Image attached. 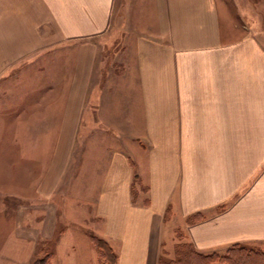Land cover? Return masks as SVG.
<instances>
[{"label":"crops","instance_id":"0c3cea01","mask_svg":"<svg viewBox=\"0 0 264 264\" xmlns=\"http://www.w3.org/2000/svg\"><path fill=\"white\" fill-rule=\"evenodd\" d=\"M0 194L48 264L264 255V0H0Z\"/></svg>","mask_w":264,"mask_h":264},{"label":"rangeland","instance_id":"374dc122","mask_svg":"<svg viewBox=\"0 0 264 264\" xmlns=\"http://www.w3.org/2000/svg\"><path fill=\"white\" fill-rule=\"evenodd\" d=\"M20 202L21 200L18 198L6 197L0 194V264H48V259L50 256L54 258L57 256V259H63L64 256L70 254L77 260L80 258L78 252H80L81 255L85 254V250L81 245L75 248L71 243L70 245H66L65 248H59L60 252H57L56 255L52 254L53 248H55L53 246H46V244L42 243L36 248V245H32L34 244L33 242L32 244L27 243L26 240L22 239L19 236L17 218L20 204L25 203ZM77 204V202L70 201V205L72 207L77 206ZM172 216L173 212L168 210V213L166 214L168 226L166 227L165 233L169 234L168 232L170 231V228H173V233L169 240H165L166 245L162 251L161 257L165 263H175L178 261L177 253L178 247L180 245H192L186 231L180 227V222L177 219L172 220ZM58 217L59 226L56 231L64 228L65 230L72 233H74L73 231H79V233L81 232L80 225L82 224V220L75 221L73 217H71V223L69 224L63 223V218L61 215H58ZM76 217L79 218L80 215H77ZM190 221L188 220V222ZM227 248L228 247H226L225 250ZM36 249L37 251H35ZM102 262L103 264H110L107 261L102 260Z\"/></svg>","mask_w":264,"mask_h":264},{"label":"trees","instance_id":"16d2710c","mask_svg":"<svg viewBox=\"0 0 264 264\" xmlns=\"http://www.w3.org/2000/svg\"><path fill=\"white\" fill-rule=\"evenodd\" d=\"M194 217L193 220H198ZM99 251L100 258L108 263L115 264L116 256L109 245L102 239L92 238ZM180 245L178 247V261L165 263L160 258L159 264H264V255L254 251H248L239 244L229 246L224 251H213L204 253L198 251L194 246Z\"/></svg>","mask_w":264,"mask_h":264}]
</instances>
